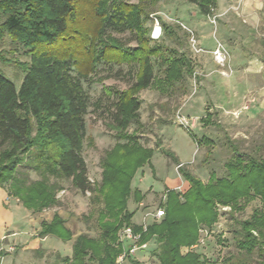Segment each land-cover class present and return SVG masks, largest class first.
Instances as JSON below:
<instances>
[{
    "label": "trees",
    "instance_id": "trees-1",
    "mask_svg": "<svg viewBox=\"0 0 264 264\" xmlns=\"http://www.w3.org/2000/svg\"><path fill=\"white\" fill-rule=\"evenodd\" d=\"M195 5L206 18L213 16L216 0H184ZM142 1L123 0H0V42L9 40L4 51L17 58H6L3 65H15V80L0 70V187L23 207L40 213L58 204L59 183L49 177L69 180L81 194L93 193L81 151L85 139L84 116L88 99L82 82L90 81L99 63L127 65L133 83L122 91L107 89L114 96L113 125L116 144L102 163V181L98 188L103 209L99 213L98 239L79 234L73 238L71 255L55 259L63 264H117L124 252L117 242L118 232L130 227L141 247L156 243L158 264H208L195 246L200 230L210 231L218 222L216 205L229 206L231 214L242 211L258 198L263 206L238 221L235 245L238 258H226L222 264H251L257 254L264 264V157L233 153L225 164L227 175L211 173L206 183L177 164L188 188L183 193L165 188L160 204L163 216L148 226L133 225L134 213L127 209L131 179L136 168L150 162L153 150L142 148L128 127L138 117L137 95L156 79L154 65L162 73L161 82L169 87L180 82L192 68L176 48L167 50L150 45L145 24L148 14ZM170 38L174 33L162 24ZM130 32L136 47L130 49L106 31ZM24 58V61H20ZM19 81L18 86L15 82ZM160 82V81H159ZM208 118V115L206 116ZM208 121V120H206ZM31 167L40 179L30 181L21 168ZM141 202L143 196L135 190ZM64 220L54 214L37 233L39 238L53 236L63 242L72 240ZM188 251L185 254L181 250ZM128 264L139 262L125 255Z\"/></svg>",
    "mask_w": 264,
    "mask_h": 264
},
{
    "label": "rangeland",
    "instance_id": "rangeland-1",
    "mask_svg": "<svg viewBox=\"0 0 264 264\" xmlns=\"http://www.w3.org/2000/svg\"><path fill=\"white\" fill-rule=\"evenodd\" d=\"M123 1L129 4L142 1L148 14L145 26L149 30L150 45H160L167 50L176 48L192 68L191 74H184L180 82L169 87L161 82L162 73L155 64L154 83L137 95L138 117L128 127L127 134L133 135L142 148L153 150V154L149 164L140 165L132 175L127 209L134 213L131 223L145 227L154 222V213L161 209L165 188H170L175 180L185 184L174 159L184 170L206 183L211 173L218 178L227 175L225 164L235 152L264 157V0H216L213 16L209 18L184 0ZM162 24L174 33L172 38L166 35ZM108 33L126 47H136L130 32L107 30ZM8 42L7 38L0 42V52L7 49ZM215 48L220 51L221 63L214 59ZM4 56L17 58L5 52ZM0 70L13 81L14 75L19 73L15 65L5 66L1 61ZM132 73L127 65L99 63L90 81L82 82L88 108L84 116L86 133L81 155L93 193L81 194L72 188L69 180L51 176L49 181L59 183L62 188L56 195L59 202L33 213L17 199L9 197L6 187L2 188L0 247L13 248L12 252L4 254L3 264H11L16 258L18 239L35 238L41 224L49 222L54 214L64 220V226L74 237L79 234L93 239L100 237L98 217L103 202L98 188L102 181V163L116 144L125 143L111 128L115 98L106 90L126 89L133 83ZM18 83L15 82L17 86ZM21 169L30 181L40 179L33 168ZM185 188L173 189L181 194ZM135 190L142 194L141 202L134 196ZM215 208L218 222L210 231L202 228L198 243L190 248L208 264H222L226 258L240 257L235 245L237 222L263 206L256 198L234 214L229 206L216 205ZM123 228L118 232V243ZM48 237L46 244H54L63 255L65 243ZM123 245L126 251L131 246L125 240ZM32 248H27L22 256L24 263L63 264L56 261L54 251L40 254ZM155 248L156 243L151 240L129 257L139 264H158ZM187 251L183 248L181 253ZM119 257L117 264H128ZM260 260L257 254L250 256L251 264H258Z\"/></svg>",
    "mask_w": 264,
    "mask_h": 264
},
{
    "label": "crops",
    "instance_id": "crops-1",
    "mask_svg": "<svg viewBox=\"0 0 264 264\" xmlns=\"http://www.w3.org/2000/svg\"><path fill=\"white\" fill-rule=\"evenodd\" d=\"M186 187L185 188V191L187 190L188 188V183L185 181V184H183V182H180V181H173L171 182V187L168 188V189H171V190H174L173 188L174 187ZM183 193V192H182ZM3 197V190L2 188L0 187V201ZM141 203H139L140 205ZM133 218V217H132ZM132 221V219H131ZM141 226V225H139ZM68 229V228H67ZM40 229H38L37 233L39 232ZM70 231V230H69ZM71 232V231H70ZM37 233L35 234V238L33 239H30V240H27L25 239L24 237L22 239H18V245H19V248L17 249L16 251V258L14 260L11 261V264H28V263H24L23 262V259H22V256L25 254V251L27 250V248L29 247H33L32 250H34V252H40V254H45L47 253V251H54L53 253L59 255L60 257H69L71 255V246H72V241H73V234H72V240L70 241H66V242H63L65 243L66 246H64V254L61 255L57 250H56V246L54 244H46L48 241H49V237L48 236H45L43 238H39L37 236ZM0 236H1V232H0ZM77 236V235H76ZM75 236V237H76ZM24 239V240H23ZM11 241V240H10ZM9 243V242H8ZM46 244V245H45ZM31 245V246H30ZM34 245V246H33ZM62 245H60L61 247Z\"/></svg>",
    "mask_w": 264,
    "mask_h": 264
},
{
    "label": "built area",
    "instance_id": "built-area-1",
    "mask_svg": "<svg viewBox=\"0 0 264 264\" xmlns=\"http://www.w3.org/2000/svg\"><path fill=\"white\" fill-rule=\"evenodd\" d=\"M191 41L193 43L195 42V40L193 38H191ZM212 54H213L214 59L216 60V62L217 63H221L222 59H221V55H220L219 49L215 48V51L212 52ZM162 216H163L162 209H158L153 215L155 220L160 219ZM124 240L125 241H129L131 246H130V248L127 251L124 249L123 254L119 257L120 260L124 259L125 255L131 256V255L135 254L136 251L140 247L137 244L138 236L133 234L132 229L130 227H124L122 232H121L120 242H121L122 245H123V241ZM123 247H124V245H123ZM12 251H13L12 247H0V264H3L2 259H3L4 254L10 253Z\"/></svg>",
    "mask_w": 264,
    "mask_h": 264
},
{
    "label": "bare ground",
    "instance_id": "bare-ground-1",
    "mask_svg": "<svg viewBox=\"0 0 264 264\" xmlns=\"http://www.w3.org/2000/svg\"><path fill=\"white\" fill-rule=\"evenodd\" d=\"M155 32H156V35H157L158 34V29H156Z\"/></svg>",
    "mask_w": 264,
    "mask_h": 264
}]
</instances>
